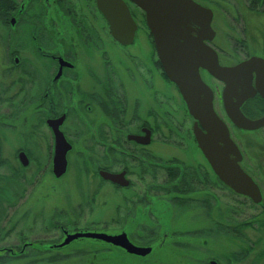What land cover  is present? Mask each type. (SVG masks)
Listing matches in <instances>:
<instances>
[{
	"label": "flooded vegetation",
	"instance_id": "af4514ba",
	"mask_svg": "<svg viewBox=\"0 0 264 264\" xmlns=\"http://www.w3.org/2000/svg\"><path fill=\"white\" fill-rule=\"evenodd\" d=\"M122 2L136 26L127 45L112 36L98 0H0V264L22 260L63 264L69 259L64 248L86 238L64 243L76 233L123 234L132 245L150 251L139 256L104 243L144 259L167 245L168 236H179L185 242H168V247L180 250L179 258L189 264H264V126L237 128L225 114L230 127L214 109L216 99L223 108L224 83L199 69L201 80L212 91L213 109L240 151V168L259 190L260 199L254 203L217 176L198 147L195 119L160 64L144 12L131 0ZM136 10L147 28L146 37L137 35ZM103 23L108 36L103 35ZM214 38L203 42L217 53L221 66H233L251 56L264 60L263 54L249 55L234 64H222L211 44ZM150 46L161 83L174 88L178 98L181 122L174 126L173 112L164 109L170 86L167 91L152 83ZM204 73L217 85H209ZM251 86L254 93L242 102L240 111L256 120L264 117L260 93L264 65L252 73ZM184 115L190 127L183 123ZM163 125L167 131L158 132ZM231 128L256 141L252 146L239 145ZM56 132L69 147L60 177L53 172ZM251 149L252 155L247 152ZM72 167L78 177L73 180L77 201L67 195L65 202L56 205V187L68 190L70 181L55 183H63ZM106 174L115 180L105 178ZM97 194L106 199V207L110 205V216L103 208L93 210ZM231 195L258 208L257 237L248 246L230 243L251 226L246 221L231 222ZM184 217L197 224L178 228ZM215 236L229 239L230 248L222 259L210 252Z\"/></svg>",
	"mask_w": 264,
	"mask_h": 264
},
{
	"label": "water",
	"instance_id": "95a60500",
	"mask_svg": "<svg viewBox=\"0 0 264 264\" xmlns=\"http://www.w3.org/2000/svg\"><path fill=\"white\" fill-rule=\"evenodd\" d=\"M131 1L144 12L160 64L169 81L178 87L189 114L195 119L193 133L198 147L226 185L257 203L259 190L240 168V151L227 126L215 113L212 91L201 80L199 69L224 83L223 108L230 122L237 128L255 130L264 126V117L250 120L242 114L240 106L253 95L251 75L264 65V60L251 56L233 66L219 65L217 53L203 42L211 41L215 36L210 26L212 11L193 0ZM98 2L112 36L124 45L131 43L136 26L122 0ZM260 93L264 97V91ZM55 137L53 172L60 177L66 170L65 155L69 147L59 132ZM104 176L115 180L112 175ZM78 237L98 239L139 256L150 251V248L132 245L123 234L76 233L69 235L64 243Z\"/></svg>",
	"mask_w": 264,
	"mask_h": 264
},
{
	"label": "rangeland",
	"instance_id": "374dc122",
	"mask_svg": "<svg viewBox=\"0 0 264 264\" xmlns=\"http://www.w3.org/2000/svg\"><path fill=\"white\" fill-rule=\"evenodd\" d=\"M209 8L213 11V21L212 26L215 31V38L212 41V46L215 48V50L218 52L220 63L222 64H234L241 59L249 56V55H264V3L261 4L260 0L259 2H255L254 0H196ZM264 1V0H263ZM254 6V7H253ZM135 16L137 21L139 22V31L137 35L139 36H147V28L140 18L139 12L137 10L135 11ZM103 35L108 36L109 33L107 30V27H105V24L103 23ZM147 43V42H146ZM142 44V43H140ZM116 50L121 51L119 47H116ZM150 69L153 74L152 77V83H155V88L163 87L167 91L169 90L166 85L164 87L163 82L161 83L158 74L159 69L157 66V63L155 62L156 56L153 50V46H150ZM204 80L209 85H217V82H215L210 76H208L206 73L203 74ZM170 93H166V99L168 100L167 107L164 109H169L173 112L172 114V121L171 124L174 126L176 123L181 122V118L179 116V111L181 109L179 108L177 104V96L174 92V88L170 86ZM170 94V95H169ZM153 105V104H152ZM156 109V107H154ZM214 109L217 113L221 115V117L224 119V121L231 127L229 124L225 113L222 108L221 101L219 99H216L214 101ZM162 114V111H158V113ZM158 117L161 116L158 114ZM183 113V112H182ZM186 123L188 127H190V120L187 116L184 115L183 123ZM169 125V124H167ZM185 125V126H186ZM170 126V125H169ZM158 132L165 133L167 131V128L165 125L161 126ZM231 136L232 138L243 147H246L247 145L252 146V141H256L254 136L252 135H246L242 134L241 132L232 129L231 128ZM264 136V135H263ZM159 137V135H157ZM249 154H253L254 149L247 150ZM250 155V156H251ZM254 166V164L252 163ZM250 166V168H254L253 166ZM73 168V167H72ZM76 170L73 168L69 170L68 174L64 176L63 183L56 182L55 186L59 185H67L68 182H66V179H69L70 181V187L67 190L64 186H57L55 189V195L54 200L58 204L61 202H65L67 200V195L70 196L71 201H77L78 198V188L76 185H74V179L77 180L78 177H76ZM61 188H65V190L61 191ZM69 193V194H68ZM101 194H97L95 196V203L93 204V210L94 208H103V213L106 215L111 214V207L110 205L106 207V203L104 202L106 199L104 197L101 199ZM109 197V198H108ZM108 199H110V195H108ZM44 198L43 201L46 200V196L42 197ZM231 208H232V215H231V222L232 223H238V222H247L250 223L248 225V228L242 232L241 238L238 239V241H233L230 243H233V245H249L254 242L255 238L257 237V231L255 228V221H256V213L258 211V208L254 206L253 204L249 203L248 200H244L241 198H238L234 195H231ZM236 207V210H235ZM96 214L99 213V211L95 210ZM233 211H244V214L238 215L236 212ZM101 213V214H103ZM236 214V215H234ZM109 219V218H108ZM187 222V223H186ZM180 223V222H179ZM186 223V224H185ZM182 226H191L197 224V221H193L192 218H189V220H186L184 217L181 221ZM185 224V225H183ZM213 244L210 247L211 254L215 255L219 259H222L225 257V252L228 250L229 247V239L224 238V236H215ZM232 239V238H231ZM186 239H180L179 236L171 237L168 236L167 241L162 247L153 250L151 255L144 258H138L132 255L125 254L124 252L111 247L104 242L101 241H95L88 238H83L78 241L73 242L66 248H64L63 251L67 252L69 254V259L63 264H189L185 261L181 260L179 258V254H181L180 250H173L169 248L168 242H185ZM228 240V241H227ZM234 249H237V247H233ZM78 250H82L80 253H78ZM200 257V256H199ZM185 259V257L183 256ZM191 259V257L189 256ZM144 259V261L142 260ZM200 259V258H199ZM15 264H26L24 260L18 261ZM42 264V263H38ZM59 264V263H55ZM191 264H197V263H191ZM199 264V263H198ZM200 264H204V262L201 261Z\"/></svg>",
	"mask_w": 264,
	"mask_h": 264
},
{
	"label": "trees",
	"instance_id": "16d2710c",
	"mask_svg": "<svg viewBox=\"0 0 264 264\" xmlns=\"http://www.w3.org/2000/svg\"><path fill=\"white\" fill-rule=\"evenodd\" d=\"M255 2H259V0H254V3H255ZM263 3H264V1H263ZM253 7H254V6H253Z\"/></svg>",
	"mask_w": 264,
	"mask_h": 264
}]
</instances>
